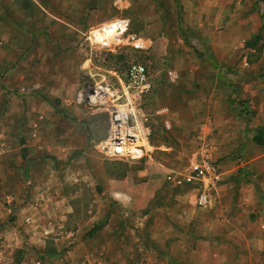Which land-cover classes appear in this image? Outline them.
Masks as SVG:
<instances>
[{
    "label": "rangeland",
    "instance_id": "obj_1",
    "mask_svg": "<svg viewBox=\"0 0 264 264\" xmlns=\"http://www.w3.org/2000/svg\"><path fill=\"white\" fill-rule=\"evenodd\" d=\"M118 20L119 41L89 38ZM131 63L146 87L119 103L146 133L138 160L104 154L111 99L88 101L126 85ZM202 148L228 200L258 177L238 166L264 150V0H0V264L43 261L42 240L88 242L105 216L128 226L148 202L197 209L166 178Z\"/></svg>",
    "mask_w": 264,
    "mask_h": 264
},
{
    "label": "crops",
    "instance_id": "obj_2",
    "mask_svg": "<svg viewBox=\"0 0 264 264\" xmlns=\"http://www.w3.org/2000/svg\"><path fill=\"white\" fill-rule=\"evenodd\" d=\"M263 165L264 150H259L238 166L255 171L258 177L252 183L236 184V191L233 190L236 195L231 201L228 184L217 183L212 196L219 193V197L215 195L213 200L211 196V205L205 209L186 206L178 213L171 208L156 212L149 210L148 202L134 215L135 223L128 226L119 223L116 231L110 228V217L105 216L88 242L75 238L64 247L57 243L55 253L47 251L46 240H42L45 258L37 264H257V260L262 263L257 256L264 251ZM151 193L154 197V191Z\"/></svg>",
    "mask_w": 264,
    "mask_h": 264
},
{
    "label": "built area",
    "instance_id": "obj_3",
    "mask_svg": "<svg viewBox=\"0 0 264 264\" xmlns=\"http://www.w3.org/2000/svg\"><path fill=\"white\" fill-rule=\"evenodd\" d=\"M118 22H120V24H118L119 26H123L121 29L117 30V32L121 34L117 37V39L120 40V38L124 34L122 33V30L125 27L127 28V22L124 20H118ZM89 38H91L93 42H98L95 41L94 36H90V32ZM111 40L114 41L112 38ZM98 43L102 44L101 42ZM126 76L128 79V83L126 85H119V87H114L112 84H102L97 86L93 91V93H97L93 101L100 102L105 98L111 99L109 106L110 110L108 114L110 129L108 131L106 140L101 144L100 149L103 150L104 154L109 157H126L138 160L143 158L145 155L143 148L145 145L141 144L143 139L145 140V142L147 141L146 133L140 127L129 126V123H131V121L130 110L127 108L128 104L120 105L119 99L128 101L129 92L132 88L142 87L143 89L146 87L144 86V82L146 81V68L140 63H131L126 70ZM115 107L118 111H120V114H124L128 126L133 129L136 134L140 135V140L137 141L138 145H122L120 136L116 131L117 128L113 125V119L115 116L113 112L116 109ZM164 125L166 128L169 127L168 122H165ZM115 147L122 148L123 152L120 154L113 152V149ZM221 175V172H219V169L216 167L214 161H212L207 150L205 148H202L199 154H197L190 161L186 170L181 172L174 171L169 174L166 179L168 183L172 184L175 188L188 189L192 194L194 206L199 209H205L211 205L212 190L216 186V184L219 183Z\"/></svg>",
    "mask_w": 264,
    "mask_h": 264
},
{
    "label": "bare ground",
    "instance_id": "obj_4",
    "mask_svg": "<svg viewBox=\"0 0 264 264\" xmlns=\"http://www.w3.org/2000/svg\"><path fill=\"white\" fill-rule=\"evenodd\" d=\"M118 24H120V22L115 23V25L112 27L111 26L110 27L100 26L97 28H93L90 31V36L91 35L94 36L95 41L101 42L104 45H109L111 38L114 41H119L117 37L121 34L118 33L117 30L121 29L123 26H119ZM125 31H126V28L122 30V33H125ZM96 95L97 93H93L91 96H89L88 101L92 102L93 99L96 97ZM113 113L115 115L113 119V125L117 128L116 131L118 135L120 136L122 145H125V146L138 145L137 141L140 140V135L136 134L135 131L128 126V123L126 121L124 114H120V111H118L117 108L114 110ZM141 145H146V142L144 139ZM113 152L120 154L123 152V149L120 147H115L113 149ZM117 156H121V155H117Z\"/></svg>",
    "mask_w": 264,
    "mask_h": 264
}]
</instances>
